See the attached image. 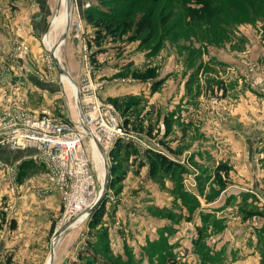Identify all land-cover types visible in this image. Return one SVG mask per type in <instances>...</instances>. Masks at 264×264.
<instances>
[{"label":"rangeland","instance_id":"obj_1","mask_svg":"<svg viewBox=\"0 0 264 264\" xmlns=\"http://www.w3.org/2000/svg\"><path fill=\"white\" fill-rule=\"evenodd\" d=\"M70 7L61 64L77 87L91 73L99 97L114 103L134 140L122 142L116 156L108 153L110 183L97 207L98 225L89 227L90 216L67 229L54 264H72L81 251L99 264H264L259 99L240 105L223 71L249 50L243 66L258 89L261 64L251 55L259 54L264 35V0H71ZM61 11V0H0V80L12 78L14 66L25 69V80L37 72L49 84L45 90L30 82L31 89L13 86L19 103L0 105L1 112L15 104L34 115L46 110L76 119L75 98L66 92L67 110L53 54L43 43ZM88 11L102 27L114 22L116 36L89 46L96 29ZM78 21L82 39L73 30ZM28 29L40 31L32 42L21 36ZM1 91L0 83V97ZM87 143L100 194L104 162L98 169ZM154 154L171 160L173 169L164 170ZM4 180L0 170V264H46L64 226L61 198L44 168L30 160L17 184Z\"/></svg>","mask_w":264,"mask_h":264},{"label":"built area","instance_id":"obj_2","mask_svg":"<svg viewBox=\"0 0 264 264\" xmlns=\"http://www.w3.org/2000/svg\"><path fill=\"white\" fill-rule=\"evenodd\" d=\"M75 36L83 38V25L73 24ZM24 50H28L25 46ZM49 69H52L49 64ZM255 67L250 72L256 73ZM52 80L57 79L52 76ZM78 84L81 98V121L58 117L44 110L34 115L11 104L0 111V147L14 152L31 153L27 156L44 167L52 189L61 198V225L79 217L95 200L98 190L86 148L87 140L95 138L109 153L119 141L134 140L114 103L99 97L100 84L85 72ZM264 85V70L259 67L256 85ZM77 125L84 126L88 133ZM20 162H0L4 182L16 184Z\"/></svg>","mask_w":264,"mask_h":264},{"label":"crops","instance_id":"obj_3","mask_svg":"<svg viewBox=\"0 0 264 264\" xmlns=\"http://www.w3.org/2000/svg\"><path fill=\"white\" fill-rule=\"evenodd\" d=\"M39 5H40V3H39ZM40 7H41V5H40ZM42 22H43V20H42ZM44 25L45 24L43 22L42 25H40V26L44 27ZM36 26H37V24L35 25V27ZM53 26H54V24L52 23V28H53ZM36 30H38V29H36ZM63 30H64V28H63ZM31 32H32V34H31ZM39 32L40 31H37V33L40 35ZM27 33H29L31 35L29 36V34H26L25 30H22L21 36L22 37L28 36L27 39H29V41H31V42L37 37V33L34 32L33 30H31V31L29 30V32H27ZM33 36H36V37H33ZM55 42L56 41L54 39V43ZM43 43L46 46L45 37L43 38ZM36 50L37 49H35V51ZM248 52H249V50H245V52H242L240 55H237L238 58L237 57L232 58V61H234L235 63H231L230 61L229 62L227 61V63H229V65L227 64L225 66L227 69L224 67L223 71H227L228 76H226L227 77L226 80H227L228 86L230 87V90H232L233 92L237 91V93H239L238 99H240V102H239L240 105H243V106L247 105V104L249 105L250 102L253 103V102L257 101V98L259 99V150L260 149L263 150L264 149V85L262 87H258V89L255 90L247 82V78H248L247 68L245 65L243 66V64L245 62L244 59L247 58ZM251 57H252L251 59H254V60H256V62L261 64V67L264 70V35L259 36V54L257 52V54H255V56L253 54V55H251ZM11 68L13 71H15L14 76H12L10 74L13 79L11 77H8L7 75H4L2 81L0 80V83L2 84V91L4 92V96L0 97V105H2V106H5V104L8 105L10 102H14V103H16V105H17V103H19L17 98L14 97L12 94H10L9 90H11L13 88V86L14 87L15 86L22 87V85H23L26 89H31V87L28 85L29 82L33 86V88L35 87V88H38L41 90L42 89L45 90V87L49 86V84L45 82L46 80H44V79L42 80L40 78L39 74H37V72H35L36 74H32V75L29 74V77H28L29 81H28V80H25V78H24V75L26 73L24 68H22L20 70L19 67H15V69L18 68L20 70V72L18 70H14L13 69L14 66H11ZM231 83H233V84L231 85ZM247 84H248V87L246 86ZM248 89L252 90L253 93H250V91ZM66 92H68V91H66ZM254 92H258L259 96H257V93H254ZM68 93L74 97V95H72V93L70 91ZM105 100H108V99H105ZM238 131H240V130H238ZM208 132L212 133L213 131L209 129ZM230 133H231V131L228 134L229 136H231ZM30 153H31L30 150H28L26 152H14V151H10V150L3 149L0 147V162H3L5 164H13L16 162H20V166H19V170H20V169H23V166L25 164L29 163L27 156ZM30 161H32V160H30ZM32 164L37 165V166H41V165L36 164L33 161H32Z\"/></svg>","mask_w":264,"mask_h":264},{"label":"bare ground","instance_id":"obj_4","mask_svg":"<svg viewBox=\"0 0 264 264\" xmlns=\"http://www.w3.org/2000/svg\"><path fill=\"white\" fill-rule=\"evenodd\" d=\"M62 2V11L59 13L58 16L54 17L53 18V21L52 23L54 24L53 28L51 29V33L46 35L45 36V43H46V47L52 52L53 54V58L55 60V64H57L59 66V68H61L62 70V75H61V80L64 84V88H65V91H70L72 93V95H74V98H75V105L73 103H71V109L73 111L72 114H74V116H76V119H74L76 122L78 123H82L81 121V98H80V94H79V89L77 87V84L76 82H74L72 79H71V76L70 74L63 68L62 66V59H61V46L63 45V41H64V35H65V30H66V27H67V23H68V20L66 19V13H65V6L67 4V1L66 0H61ZM64 8V9H63ZM64 28V30H63ZM63 30V31H62ZM58 33H62L61 35H58L60 36L57 40L56 43H54V39L56 38V35ZM87 143L89 145V148L92 149V153H93V161L95 163V165H97V168L98 169H101L102 170V165H103V160L101 158V155H100V152L99 150L97 149L95 143L93 142V140H87ZM92 163V161H91ZM104 167H105V176H106V171H107V165L104 163ZM95 173V172H94ZM101 174L103 173L102 171L100 172ZM97 178V177H96ZM97 181V185H98V180ZM105 184V182H104ZM104 188V187H103ZM98 189H99V185H98ZM99 192L97 191V195H96V198L94 201L97 200ZM86 211H83V213L78 217V222L76 224H74L72 227H75L76 225L82 223L85 218L87 217L86 215ZM67 229L63 230V232L61 233V235L66 231ZM60 235V237H61ZM59 237V238H60ZM49 260H47L46 264H48Z\"/></svg>","mask_w":264,"mask_h":264},{"label":"water","instance_id":"obj_5","mask_svg":"<svg viewBox=\"0 0 264 264\" xmlns=\"http://www.w3.org/2000/svg\"><path fill=\"white\" fill-rule=\"evenodd\" d=\"M66 1H67V4L65 6V13H66V19L68 20V23H67V27H66V30H65L63 45L66 44V43H68V41H69V39L71 37L70 35H71V29H72V18H71V13H70V10H69V8L71 9V7H70L71 0H66ZM58 7L61 10V6L59 5ZM53 58H55V57H53ZM54 62H55V60H54ZM55 65H56L57 70H58L57 72H58V75H59L60 90H61L62 98L64 100V103L66 104L67 110H69V103H68V100H67L66 91H65V88H64V84H63V82L61 80L62 70H61V68H59V66L57 64H55ZM77 126L84 133H86V134L88 133V129L86 127L80 126V125H77ZM92 140L95 143L97 149L99 150L103 162L107 165V171H106V176H105L104 188L102 189V191L100 193V196H98L97 200L94 201L87 208V211H86L87 218H86V220L90 216H92L93 213L95 212V210L97 209L100 201L106 195L107 189H108V186H109V183H110V168L111 167L108 164V153L104 150V148L101 146V144L95 138L92 137ZM78 220H79L78 217L77 218H74L73 220H71L68 223L64 224V226H62L55 233V235L53 237V240L51 242L50 257H49L48 264H54V260H55V256H56V246H57V243L59 241V237H60L61 233L63 232V230L72 228V226L74 224H76L78 222Z\"/></svg>","mask_w":264,"mask_h":264},{"label":"trees","instance_id":"obj_6","mask_svg":"<svg viewBox=\"0 0 264 264\" xmlns=\"http://www.w3.org/2000/svg\"><path fill=\"white\" fill-rule=\"evenodd\" d=\"M234 3V2H233ZM242 4V3H241ZM220 9V7H218ZM89 15L87 17V20L92 22V27L96 29V32H94L93 35L89 36L88 38V45H96L98 46L101 40L107 35H110V37H115L116 33L119 31L118 28H114V22H106L104 24V27L100 26L99 20H94L93 14L90 13V11L87 12ZM141 31V30H140ZM98 53L95 52L94 56H96ZM124 146L122 145V142L119 141L115 144V147L111 150L110 155L116 156L120 148ZM155 158L158 160V163L161 167L164 168L166 171H171L173 169V162L169 160L168 158H165L163 155L160 154H154ZM152 167H155L154 165ZM114 168V167H113ZM101 208L98 210H95L93 213L91 220L89 222V227H95L99 223V219L101 218ZM72 264H99V261L94 255H91L89 251H81L78 254L77 260L72 262Z\"/></svg>","mask_w":264,"mask_h":264}]
</instances>
